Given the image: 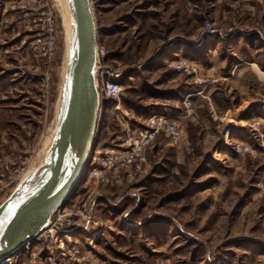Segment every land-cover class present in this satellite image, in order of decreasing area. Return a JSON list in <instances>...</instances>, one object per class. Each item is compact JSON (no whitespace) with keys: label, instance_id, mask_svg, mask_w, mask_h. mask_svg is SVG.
Instances as JSON below:
<instances>
[{"label":"rangeland","instance_id":"374dc122","mask_svg":"<svg viewBox=\"0 0 264 264\" xmlns=\"http://www.w3.org/2000/svg\"><path fill=\"white\" fill-rule=\"evenodd\" d=\"M89 1L97 44L107 51L109 63L135 69L122 80L120 116L109 109L104 133L109 143L126 123L138 125L153 115L151 107H162L168 71L183 80L190 76L166 64L165 74L142 73L162 55L157 49L165 38L150 41L156 31L145 29L142 19L139 26L126 20L121 26L127 6L118 10L116 0ZM56 5L57 52L51 62L33 49L38 31L31 24V0H0V164L35 152L33 168L54 132L68 56L66 12L62 0ZM260 9L264 17V4ZM231 14L229 19L220 12L212 20L201 14L194 20L198 40L210 46L191 51L194 58L182 57L195 63L194 78L203 94L191 101L193 114L178 119L181 140L173 143L160 135L147 151L144 171L130 183H89L72 191L71 204L81 211L74 231L95 264H264V79L257 72L264 70V18L258 22L244 15L241 21ZM205 19L222 35L206 37ZM234 24L249 35L228 38ZM200 55L211 62L195 59ZM156 86L161 90L154 92ZM229 109H237L235 122ZM235 141L251 151L236 152Z\"/></svg>","mask_w":264,"mask_h":264},{"label":"built area","instance_id":"2783aa9c","mask_svg":"<svg viewBox=\"0 0 264 264\" xmlns=\"http://www.w3.org/2000/svg\"><path fill=\"white\" fill-rule=\"evenodd\" d=\"M31 4L33 5L31 24L38 31L33 49L42 59L52 62L57 52L56 0H31ZM202 33L208 38L222 35L208 19L203 21ZM194 64L193 61L182 57L172 58L166 62V65L175 72L190 77L195 76ZM132 71V66L120 67L110 64L105 48L96 45L97 115L93 137L76 187L89 183L101 187L130 183L144 171L147 165V151L160 135L173 143L182 138L183 128L180 121L173 114L165 112L150 115L138 125L129 126L125 122L126 126L121 129L120 135L111 139L109 143L104 141V133L109 129L106 127L109 109L120 116L125 91L122 80L126 73ZM44 98L47 100L45 96ZM183 104L185 114H193L191 100L186 98ZM44 126L47 128L48 124ZM230 132L231 129L226 131L225 144L229 143ZM232 148L236 152L251 151L249 146L237 141L232 144ZM36 157V153L33 152L26 157L13 158L0 164V204L19 185L36 162ZM70 199H66L52 211L50 222L37 236L0 264H22L24 261L30 264H95L79 245L74 229L77 227V217L81 211L71 204Z\"/></svg>","mask_w":264,"mask_h":264},{"label":"water","instance_id":"95a60500","mask_svg":"<svg viewBox=\"0 0 264 264\" xmlns=\"http://www.w3.org/2000/svg\"><path fill=\"white\" fill-rule=\"evenodd\" d=\"M68 56L51 145L0 205V262L30 242L70 199L83 170L96 122L97 28L89 0H62Z\"/></svg>","mask_w":264,"mask_h":264},{"label":"crops","instance_id":"0c3cea01","mask_svg":"<svg viewBox=\"0 0 264 264\" xmlns=\"http://www.w3.org/2000/svg\"><path fill=\"white\" fill-rule=\"evenodd\" d=\"M263 1L264 0H116L115 2L118 3L116 7L118 10L124 9V5L127 6L126 10H124L125 12L119 17L121 19V26H125L124 21L126 20L127 24L136 21L134 25V27H136L139 26L137 21L140 22V19H142L145 21V29L150 28L152 31H156V34L150 36V41L155 39L153 38L155 36L165 38V43L163 42V45L157 49L158 51H162V55L155 57V59L147 63L142 70V73L149 72L154 75L164 72L162 66H166L165 64L169 59L177 56L194 58L190 56L191 51L203 52L207 50L206 48L210 46L209 43L204 44L205 42L202 43L201 40H198V31H194V20L197 21L201 14L203 17L212 20L215 19L220 12L224 15L228 14L229 19L230 16H232L231 13H237L236 15L239 16L241 21H243L241 17L250 15L256 16V20L260 22L264 18L262 16L263 12L261 9H257L258 5L260 8V6L264 4ZM234 22V19H232L231 23ZM230 28H234V30L228 35V38L236 35H249V32H246L244 28L240 27L238 29L235 24ZM97 33L98 40L99 30ZM102 36L108 37L109 35L104 32ZM155 46V43L150 42L149 49L154 50ZM203 58V55H200L199 58L195 57V59H199L203 62H211L210 58H208V61ZM133 73H135V69ZM168 73H170L171 76L165 75L166 77H163L165 89L162 90H166L162 91L165 95L164 104L161 108L151 107L148 112L149 114H154L157 112L164 113L169 111L181 121L183 117H186V109L183 104L184 99L189 98L193 102L194 99H197L203 93L198 85V81H196L194 77H187L183 80L182 77L175 75L172 71H168ZM137 78H139V76H133L131 80ZM155 90L161 89H158L156 86L153 91L156 92ZM228 111L229 116L230 113L234 114H231V121L235 122L234 116H239V114L237 115L235 113L237 109L233 112H231V109Z\"/></svg>","mask_w":264,"mask_h":264},{"label":"bare ground","instance_id":"6f19581e","mask_svg":"<svg viewBox=\"0 0 264 264\" xmlns=\"http://www.w3.org/2000/svg\"><path fill=\"white\" fill-rule=\"evenodd\" d=\"M257 72H258L259 77L264 79V71H261L260 69L257 68ZM52 137H53V132H52L51 136H49V138L45 142V150H44L43 154L41 153V156L39 157L38 164H42L44 162L46 153H47V151L51 145Z\"/></svg>","mask_w":264,"mask_h":264},{"label":"trees","instance_id":"16d2710c","mask_svg":"<svg viewBox=\"0 0 264 264\" xmlns=\"http://www.w3.org/2000/svg\"><path fill=\"white\" fill-rule=\"evenodd\" d=\"M123 102H124V99H123Z\"/></svg>","mask_w":264,"mask_h":264}]
</instances>
